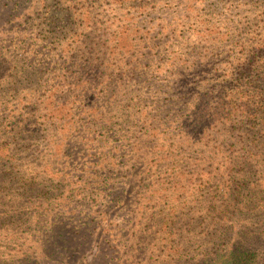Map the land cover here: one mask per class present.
Returning <instances> with one entry per match:
<instances>
[{"label": "rangeland", "instance_id": "1", "mask_svg": "<svg viewBox=\"0 0 264 264\" xmlns=\"http://www.w3.org/2000/svg\"><path fill=\"white\" fill-rule=\"evenodd\" d=\"M260 37L264 0H0V264H264Z\"/></svg>", "mask_w": 264, "mask_h": 264}, {"label": "trees", "instance_id": "2", "mask_svg": "<svg viewBox=\"0 0 264 264\" xmlns=\"http://www.w3.org/2000/svg\"><path fill=\"white\" fill-rule=\"evenodd\" d=\"M55 23V22H54ZM52 23V24H54ZM263 40V37H260L258 39V43H252V44H246L243 42L238 41L237 42V46L240 49L239 53L240 54H244V56L246 57V59H244L243 61V66L241 67L240 65V69L237 72L238 74V78L240 80H246L245 83H248L250 85L253 84V80L252 78L254 77V75H258L261 73L262 77H260L262 80L264 79V65H260L259 64V60L260 59H264V45L262 46V44H259L260 41ZM241 59V58H240ZM246 60V61H245ZM244 84V83H243ZM260 90H255L256 92H254L252 95L249 94L248 90H245V88H242L241 90H238L237 94L238 97L245 96L247 99L245 103L240 104V102L238 103L239 105L237 106V109L239 111H235L232 114L231 117V122H234V119L239 117V113H241L242 116H244V118L249 119L251 116L254 117L255 115H257L258 111L256 109H254L252 106V99L253 97H257L260 99V97L262 96L261 93L264 90V86L260 85ZM200 95V94H199ZM235 97V98H238ZM196 99H198V104L201 103V100L199 99V96L196 97ZM263 99V98H262ZM196 101V100H195ZM252 102V103H251ZM230 105H233V102H231L230 100ZM250 105V106H249ZM231 112V111H229ZM237 112V113H236ZM254 115V116H253ZM207 119H209V117H207ZM196 120V119H195ZM194 120V126L197 125L198 123L204 124L206 122V119H202V118H198L197 122H195ZM192 123V124H193ZM185 136H189L192 135L194 133L193 128H191V131L185 130ZM225 140L223 139L222 142H224ZM230 188V186H229ZM230 197H232V194L230 195ZM231 199V198H229ZM229 199H226V201H230ZM231 202V201H230ZM224 211L222 212H228V209H224L222 208ZM238 243L236 244V242L233 243L234 247H237L235 251H232L230 249V255L233 257V259H235L234 261L239 263H245V264H253L254 263V259L256 257L255 252L251 251V250H247L242 246V243L245 242V239H239L238 238ZM239 245V246H238Z\"/></svg>", "mask_w": 264, "mask_h": 264}]
</instances>
